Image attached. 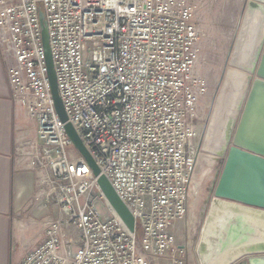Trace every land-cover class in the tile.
<instances>
[{
  "label": "built area",
  "instance_id": "2783aa9c",
  "mask_svg": "<svg viewBox=\"0 0 264 264\" xmlns=\"http://www.w3.org/2000/svg\"><path fill=\"white\" fill-rule=\"evenodd\" d=\"M40 13L69 122L134 216L135 233L56 112ZM198 39L189 0H0L12 99L35 122L26 153L43 173L40 196L60 213L21 264H188L174 231L195 189Z\"/></svg>",
  "mask_w": 264,
  "mask_h": 264
},
{
  "label": "water",
  "instance_id": "95a60500",
  "mask_svg": "<svg viewBox=\"0 0 264 264\" xmlns=\"http://www.w3.org/2000/svg\"><path fill=\"white\" fill-rule=\"evenodd\" d=\"M257 17L260 25L258 46L261 53L258 64L246 69L241 60L242 45L246 33L250 31L253 19ZM42 42L48 69L52 96L56 112L65 131L76 149L84 157L91 168L109 205L113 208L130 232H136L134 216L120 199L109 180L101 175V171L85 147L74 126L69 122L65 107L60 96L54 59L50 47V36L44 13H40ZM264 0H248V7L237 41L232 65L255 71V79L249 89L241 116L236 127L232 148L229 151L224 170L218 180L213 199L210 203L197 254L201 264H238L247 260L248 264H264ZM244 48V47H243ZM257 51V50H256ZM255 51V52H256ZM250 55V60L255 57ZM244 65V66H243ZM244 218L249 231L242 234L248 240L232 244L220 250V244L225 237L222 220L230 224H240Z\"/></svg>",
  "mask_w": 264,
  "mask_h": 264
},
{
  "label": "rangeland",
  "instance_id": "374dc122",
  "mask_svg": "<svg viewBox=\"0 0 264 264\" xmlns=\"http://www.w3.org/2000/svg\"><path fill=\"white\" fill-rule=\"evenodd\" d=\"M189 1L195 7L196 25L199 32L196 65V79L198 80L194 83L196 92L194 106L198 107V117L194 121V127L197 131L195 140L197 147L196 179L189 215L177 224L174 232L177 243L186 248L188 264H200L196 251L197 245L218 180L232 148L233 136L245 103L244 101L240 107L227 153L223 157L219 156L217 148L222 145L223 133L230 122L231 111L236 107L240 98L238 85L234 84L236 82H233L231 75L233 72L249 73L252 77L248 88L249 92L255 79V71L250 72V70H245V67L243 69L232 65L248 0ZM258 21L257 17L253 19L254 24H257ZM251 29L253 30V28ZM252 34L251 32L250 35L252 36ZM260 46H264V39H262ZM260 53L261 50L258 48L252 60H250V55L246 60L241 58L246 69L253 68L255 64H258ZM97 207L103 217L110 215L105 204L98 203ZM238 264H248V262L243 260Z\"/></svg>",
  "mask_w": 264,
  "mask_h": 264
},
{
  "label": "crops",
  "instance_id": "0c3cea01",
  "mask_svg": "<svg viewBox=\"0 0 264 264\" xmlns=\"http://www.w3.org/2000/svg\"><path fill=\"white\" fill-rule=\"evenodd\" d=\"M35 140V122L13 101L0 55V264H21L43 242L45 224L60 217L56 204L40 196L43 173L26 153Z\"/></svg>",
  "mask_w": 264,
  "mask_h": 264
},
{
  "label": "bare ground",
  "instance_id": "6f19581e",
  "mask_svg": "<svg viewBox=\"0 0 264 264\" xmlns=\"http://www.w3.org/2000/svg\"><path fill=\"white\" fill-rule=\"evenodd\" d=\"M259 25H260L259 21L257 24L256 23L254 24V22H252L250 28H253V30L250 29V31L246 33V37L242 45L241 56H240L242 57V60H246L248 56L251 55L252 52H255L257 50L256 46H258L259 42H258V37L256 36L258 35ZM251 32L253 33L252 36L250 35ZM231 78L233 79V82L234 81L236 82L234 84L238 85V90H239L238 94L240 98L236 107H234L231 111L230 122L228 123L227 128L223 133V140L221 142L222 145L217 148V154L222 157L225 156L227 153L231 138L234 133V127L236 124L237 117L239 115L240 107H242L241 105L245 101L246 93L248 92V88L252 80L250 74L244 72H233ZM240 222H241L240 224L232 225L230 224L229 220H222L221 222L222 227L226 233H225V237L222 239V242L220 244V250H223L225 247H228L232 244L234 245L239 242L248 240V237L242 234L244 231H249L248 227L245 225L244 218H241Z\"/></svg>",
  "mask_w": 264,
  "mask_h": 264
}]
</instances>
